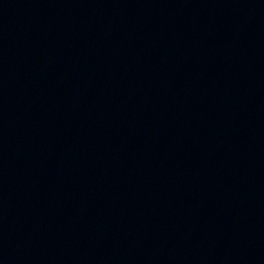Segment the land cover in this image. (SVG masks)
I'll use <instances>...</instances> for the list:
<instances>
[{"label": "water", "instance_id": "1", "mask_svg": "<svg viewBox=\"0 0 264 264\" xmlns=\"http://www.w3.org/2000/svg\"><path fill=\"white\" fill-rule=\"evenodd\" d=\"M0 264H264V0H0Z\"/></svg>", "mask_w": 264, "mask_h": 264}]
</instances>
